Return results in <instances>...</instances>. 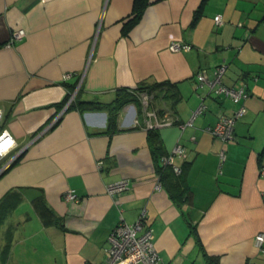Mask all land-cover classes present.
Instances as JSON below:
<instances>
[{"label": "crops", "instance_id": "obj_1", "mask_svg": "<svg viewBox=\"0 0 264 264\" xmlns=\"http://www.w3.org/2000/svg\"><path fill=\"white\" fill-rule=\"evenodd\" d=\"M133 1L0 0V133L15 140L0 157V264H102L111 229L140 214L163 264H264V243L253 241L264 233V0H149L125 33ZM17 29L25 34L7 45ZM172 41L191 49L171 51ZM221 63L223 83L247 93L227 141L205 128L238 105L195 86L199 70L211 75ZM165 81L151 100L168 116L154 144L136 96L112 125L107 109L69 107ZM177 143L186 157L164 163ZM120 180L128 189L108 194ZM69 188L76 200H65ZM38 197L54 223H42Z\"/></svg>", "mask_w": 264, "mask_h": 264}, {"label": "built area", "instance_id": "obj_2", "mask_svg": "<svg viewBox=\"0 0 264 264\" xmlns=\"http://www.w3.org/2000/svg\"><path fill=\"white\" fill-rule=\"evenodd\" d=\"M216 24H221V16H214ZM25 34L24 29H17L11 33L7 45H10ZM171 51H188L191 46L181 41H172L168 45ZM226 64H218L211 75L206 70H199L195 74V86L197 89H202L207 85L215 94L222 95L228 98L232 103L238 105L236 109L229 114H219L216 123L205 128L207 132L223 141L234 138L235 122L244 115L246 107L243 100L247 97L245 87L242 84L228 86L223 83L222 76L225 73ZM66 74L65 77H68ZM140 101V109L142 114L143 125L147 129L159 128L163 122L168 120L167 113L159 115L153 107H151L152 94L139 91L136 93ZM73 99L71 95L70 100ZM205 105L201 102L191 113L190 119L181 125L183 129L186 124L192 125V120L195 116L204 110ZM1 112V111H0ZM165 112V111H164ZM138 124V123H137ZM15 145V140L11 137L7 130L0 133V157L7 153ZM223 156V151L220 152ZM178 155L186 157L185 148L177 143L173 148L172 153L163 156V162L173 165V156ZM10 163L7 162V165ZM4 168V167H3ZM1 168V170L3 169ZM0 170V171H1ZM173 171L178 174L181 169L178 166H173ZM259 174L264 176V164L259 167ZM159 188V186H158ZM128 189L127 180H120L106 186L108 194H118ZM65 200H76L78 198L74 189H66L64 192ZM144 215L140 214L136 221L128 224L124 221L119 222L109 232L104 248L105 257L102 264H163L161 261L154 243V229L152 226L146 225L143 222ZM254 245L262 250L264 243V233L259 232L254 236Z\"/></svg>", "mask_w": 264, "mask_h": 264}, {"label": "trees", "instance_id": "obj_3", "mask_svg": "<svg viewBox=\"0 0 264 264\" xmlns=\"http://www.w3.org/2000/svg\"><path fill=\"white\" fill-rule=\"evenodd\" d=\"M149 4V0H134L133 1V8L130 16L127 17V19L123 23V32H127L129 29H131L137 22L140 20L144 9ZM168 82H153V83H141L140 85H137L136 89L139 91L147 92L149 94H152L153 98L154 96H159V93H163L165 91L164 87L168 86ZM70 94H67V96L63 99V101L59 104L60 106L63 105ZM134 95L137 97L136 94L130 93V92H123L117 99L114 100V102L110 103H103L97 100H91V101H79L77 98L73 100V102L69 105L70 108H77L79 110H93V109H107L108 110V119H109V125H112L113 120L115 119V115L119 109V107L126 101L131 100L130 96ZM162 96V95H161ZM138 99V98H137ZM164 110L161 109V112ZM148 139L149 141L154 144L156 143L157 139V128L149 129L148 130ZM156 150H160V145L155 146ZM14 162V161H13ZM10 167V166H9ZM6 170V169H5ZM4 170V171H5ZM3 171V172H4ZM159 172H161L162 176H169L171 173H168L165 166L159 169ZM172 172V170H171ZM174 175V174H173ZM179 175H176L174 178L173 186L174 187H181V181L179 180ZM33 207L38 214V216L41 218V221L45 225H49L54 223V214L52 210L46 205L43 198L38 197L35 200H33ZM9 245V244H8ZM8 245H5L4 250H7L3 252V254H7L8 252ZM208 260L210 264H217V261L214 257H208Z\"/></svg>", "mask_w": 264, "mask_h": 264}, {"label": "rangeland", "instance_id": "obj_4", "mask_svg": "<svg viewBox=\"0 0 264 264\" xmlns=\"http://www.w3.org/2000/svg\"><path fill=\"white\" fill-rule=\"evenodd\" d=\"M134 97H135V95H134ZM156 104H157V100H156Z\"/></svg>", "mask_w": 264, "mask_h": 264}, {"label": "water", "instance_id": "obj_5", "mask_svg": "<svg viewBox=\"0 0 264 264\" xmlns=\"http://www.w3.org/2000/svg\"><path fill=\"white\" fill-rule=\"evenodd\" d=\"M3 171V169L0 171V173Z\"/></svg>", "mask_w": 264, "mask_h": 264}]
</instances>
